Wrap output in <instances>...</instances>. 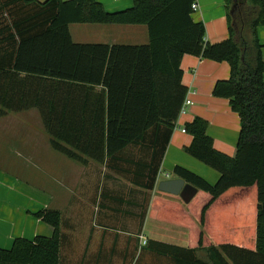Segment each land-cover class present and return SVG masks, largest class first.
<instances>
[{"label": "trees", "instance_id": "16d2710c", "mask_svg": "<svg viewBox=\"0 0 264 264\" xmlns=\"http://www.w3.org/2000/svg\"><path fill=\"white\" fill-rule=\"evenodd\" d=\"M195 3L133 0L130 9L108 12L96 0H0V118L39 109L56 151L103 165L150 196L188 92L183 57L227 62L231 76L215 84L213 96L229 100L239 115L236 155L214 148L204 119L185 125L193 137L186 153L220 178L211 185L177 166L174 174L198 194L187 205L162 193L151 203L150 196L141 226L151 203L149 217L186 228L190 245L148 239L130 264H264V60L257 38L264 0H226L230 36L215 44L193 19ZM72 24L145 25L150 41L78 44ZM86 86H104L108 105L73 110L71 90ZM35 216L53 236L16 239L11 249H0V264H74L62 255L63 214L48 209Z\"/></svg>", "mask_w": 264, "mask_h": 264}, {"label": "crops", "instance_id": "0c3cea01", "mask_svg": "<svg viewBox=\"0 0 264 264\" xmlns=\"http://www.w3.org/2000/svg\"><path fill=\"white\" fill-rule=\"evenodd\" d=\"M96 1L108 12L133 7V0ZM196 3L199 9L193 19L204 25L206 41L215 44L228 39L226 0H196ZM74 25L85 26L73 30ZM69 30L73 42L78 44L128 47L146 46L150 41L145 25L72 24ZM75 34L88 36L87 41H77ZM257 38L263 45L264 60V24L258 28ZM181 69L182 84L188 91L185 100H191L193 105L186 114H179L175 123L155 190L150 193L151 203L162 193L158 190L160 182L178 178L174 174L177 166L195 173L211 185L219 180L220 174L216 170L185 151L193 137L183 129L196 117L208 122L207 133L218 152L235 157L237 151L241 130L239 115L231 109L229 100L213 96L215 84L230 78V65L185 55ZM71 91V104L75 106L71 108L75 111L96 112L102 103L108 105V91L104 86H86L85 90ZM47 134L39 109L10 112L0 118V249H11L16 239L32 241L39 236L52 237L53 228L35 216L48 209L61 212L63 226L69 230L66 233H74L76 210H92L95 203L101 208V219L98 227L90 233L99 242L75 254L73 238L67 236L62 255L71 261L76 257L74 264H130L136 251L144 246V239L159 241L146 235L148 219H152L149 217L151 203L141 226L149 193L134 188L92 160L84 157L87 162L83 164L61 154L54 149L52 138ZM162 195L182 202L180 197ZM65 209L69 210L67 215H64ZM184 235H181V245L168 244L189 247L188 230Z\"/></svg>", "mask_w": 264, "mask_h": 264}, {"label": "rangeland", "instance_id": "374dc122", "mask_svg": "<svg viewBox=\"0 0 264 264\" xmlns=\"http://www.w3.org/2000/svg\"><path fill=\"white\" fill-rule=\"evenodd\" d=\"M85 25H74L72 27L73 30H77L78 28H84ZM80 34H82L80 31H78ZM88 36H81L75 34V39L77 41H82L83 43L87 41ZM48 136V134H47ZM127 184V183H126ZM127 186H131L127 184ZM134 187V186H133ZM137 188V187H134ZM139 189V188H137ZM89 191V189H88ZM89 193V192H88ZM86 193V194H88ZM199 198V197H197ZM183 202V201H182ZM185 204V203H184ZM64 215L68 214V211L63 210ZM77 215L74 219L75 222H77L76 225H74L73 230L74 233L67 234L69 230H67V227H64L63 224L61 226V233L66 236H72L73 238V250L76 253L78 251H81L84 247L92 245L95 246L99 242L97 238H94V235H91L90 232H94L96 227H98L99 221H100V214H101V208L97 205V203L94 204V209L89 210V208L85 209H79L76 210ZM192 213V212H191ZM193 214V213H192ZM75 224V223H74ZM94 226V227H93ZM66 230V231H65ZM132 231L134 230L132 226ZM65 231V232H64ZM67 232V233H66ZM187 232V230L175 227L171 224L163 223L160 221H155L153 219H148L147 222V231L146 235L150 236L153 239H157L159 241L165 242V243H171L175 245H181V235L185 236L184 234ZM172 239L174 240L172 241ZM97 240V241H96ZM179 241V242H177ZM201 258H206V255L204 252H200ZM76 258V257H75ZM74 258V259H75ZM72 260L71 262H75V260Z\"/></svg>", "mask_w": 264, "mask_h": 264}, {"label": "water", "instance_id": "95a60500", "mask_svg": "<svg viewBox=\"0 0 264 264\" xmlns=\"http://www.w3.org/2000/svg\"><path fill=\"white\" fill-rule=\"evenodd\" d=\"M158 190L168 195L180 197L185 204H189L199 192L196 187L179 178L160 182Z\"/></svg>", "mask_w": 264, "mask_h": 264}, {"label": "built area", "instance_id": "2783aa9c", "mask_svg": "<svg viewBox=\"0 0 264 264\" xmlns=\"http://www.w3.org/2000/svg\"><path fill=\"white\" fill-rule=\"evenodd\" d=\"M199 7L197 5V3L193 4L192 6V10L194 13H196L198 11ZM193 105V102L189 99H186L184 102H183V105L181 107V110H180V115H184L186 114L188 111H189V108ZM183 132H185V130L183 129ZM147 244V240H143V245L145 246Z\"/></svg>", "mask_w": 264, "mask_h": 264}]
</instances>
